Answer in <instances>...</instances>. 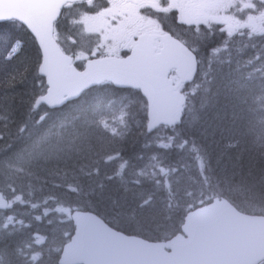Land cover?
<instances>
[{
	"label": "snow or ice",
	"instance_id": "1",
	"mask_svg": "<svg viewBox=\"0 0 264 264\" xmlns=\"http://www.w3.org/2000/svg\"><path fill=\"white\" fill-rule=\"evenodd\" d=\"M11 7L19 10L0 13V26L31 33L37 57L22 56L18 40L0 62V264H264V0H11ZM116 28L124 31L113 35ZM149 33L181 49L166 60L171 102L163 107L150 80L138 79L150 72V48L139 47ZM234 50L251 54L236 61L247 72L229 91L217 167L197 138L218 96L201 69L211 67L208 54L231 59ZM106 86L134 89L140 99L113 111L90 99ZM82 99L79 123L40 131L53 110ZM137 137L161 153L127 155ZM173 149L200 162L190 184L186 165L166 162ZM164 188L167 211L158 207ZM98 202L118 204L111 220L93 211ZM221 210L237 218L226 236L256 249L251 258L227 248L217 258L212 218Z\"/></svg>",
	"mask_w": 264,
	"mask_h": 264
},
{
	"label": "trees",
	"instance_id": "2",
	"mask_svg": "<svg viewBox=\"0 0 264 264\" xmlns=\"http://www.w3.org/2000/svg\"><path fill=\"white\" fill-rule=\"evenodd\" d=\"M18 40L23 41V51L21 55L29 57L32 60L36 59L37 46L33 36L26 29H22L18 24L13 25L9 22L0 26V62L4 60L5 53L8 51V49ZM214 44H219V41L214 40ZM233 48H240V43L238 47L233 46ZM250 54V51H241L238 53L234 50L231 59H229L226 55H223L219 60L214 61V65L209 69L207 68V64L203 65L201 69L202 72L207 71V79L213 81L212 92L218 93L214 103L206 109L205 120L207 123L204 124V128L207 131L203 136L197 133V138L212 153L213 166H219L217 165V157L224 151L225 143L228 140V135L223 131V129L230 125V121L228 119L230 114V106L228 102L231 99V96L229 95V91L231 88H235L237 86V82L242 80L244 74L247 72V69L239 68L236 61L247 59L248 55ZM208 55L211 60L210 54ZM254 83L258 84L259 81H254ZM18 90L23 92L25 91V88L21 87ZM89 95L91 100L103 102L105 105L112 107L113 111H115L116 106H121L122 102L127 101L126 106H134L140 99L138 92L122 91L114 88L113 86L96 88L91 91ZM25 99H27V97H25ZM201 102L202 98L198 97L196 103L197 108L200 107ZM17 103L19 104V100H17ZM86 103L87 100L82 99L80 101L71 103L66 108L53 111L51 118L45 122L40 131L43 132L47 130L48 127H50L53 123H55L57 129H59L62 123L66 126L68 120L71 119H75L76 122L79 123L86 115ZM144 141V137H137L133 140H129V142L125 145L126 154L129 156L142 154L147 157L151 154L161 153L162 150L154 147H150L148 149L143 148ZM22 146L23 145H18V147ZM170 152V154L164 153L167 163L174 165H186L188 168H195L199 171L200 162L197 161L193 156H190L189 154L188 157L186 155L176 156V149L170 150ZM195 177L196 175H192L189 178L193 180ZM151 188V184H148L146 189L150 190ZM36 195L37 193L33 192L34 198ZM157 195L159 196L158 207L163 211H167V194H165L163 189H160L158 190ZM66 196L68 199H73L71 193H66ZM56 206L60 207L67 205L58 204ZM113 207H118V204L111 205L98 202L93 211H98L102 217L111 220L109 213ZM113 222L115 223V221ZM116 223L117 226L124 227L123 224L120 225L119 222Z\"/></svg>",
	"mask_w": 264,
	"mask_h": 264
},
{
	"label": "water",
	"instance_id": "3",
	"mask_svg": "<svg viewBox=\"0 0 264 264\" xmlns=\"http://www.w3.org/2000/svg\"><path fill=\"white\" fill-rule=\"evenodd\" d=\"M8 10L19 9H13L11 7V0H0V13ZM158 38L162 39L164 43V50L161 55L155 56L152 46L155 40ZM146 45L150 48V57L148 61L150 72L147 78L138 77V79H141L145 82L150 80L149 90L153 94L154 102L158 107H163L171 102L170 92L167 82L164 78V67L166 60L171 53L179 54L181 49L173 39L158 35L145 36L144 41L141 42L139 47H145ZM236 219L237 218L224 212L223 210L218 212L217 215L212 218V223L217 225V236L216 239L211 242V246L217 250V258H219L221 250L225 248H227L234 255V258L245 260L251 258L256 252V249L248 246L245 241L226 236L227 229L236 222ZM188 254H190V252Z\"/></svg>",
	"mask_w": 264,
	"mask_h": 264
},
{
	"label": "rangeland",
	"instance_id": "4",
	"mask_svg": "<svg viewBox=\"0 0 264 264\" xmlns=\"http://www.w3.org/2000/svg\"><path fill=\"white\" fill-rule=\"evenodd\" d=\"M238 41V40H237ZM236 41V42H237ZM236 42H235V44H236ZM235 44H234V46H235ZM236 47V46H235ZM222 54H218L217 56H221ZM191 156V155H190ZM197 171L198 170H196L195 168H188V167H186L185 169H184V173H185V175H184V183H185V185H187V184H190L191 182H192V180L189 178V177H191L192 175H197L198 173H197ZM164 191H165V194H167V189L166 188H164L163 189Z\"/></svg>",
	"mask_w": 264,
	"mask_h": 264
},
{
	"label": "flooded vegetation",
	"instance_id": "5",
	"mask_svg": "<svg viewBox=\"0 0 264 264\" xmlns=\"http://www.w3.org/2000/svg\"><path fill=\"white\" fill-rule=\"evenodd\" d=\"M113 24H115V21H113ZM125 28H126V26H125ZM122 31H124V29H121V28L112 29V34L115 35V34H118Z\"/></svg>",
	"mask_w": 264,
	"mask_h": 264
},
{
	"label": "bare ground",
	"instance_id": "6",
	"mask_svg": "<svg viewBox=\"0 0 264 264\" xmlns=\"http://www.w3.org/2000/svg\"><path fill=\"white\" fill-rule=\"evenodd\" d=\"M223 150V149H222ZM219 153V152H218Z\"/></svg>",
	"mask_w": 264,
	"mask_h": 264
}]
</instances>
